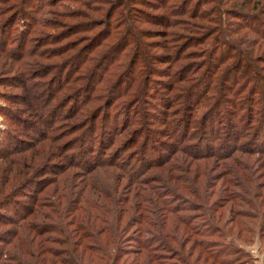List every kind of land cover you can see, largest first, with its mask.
<instances>
[{"label":"trees","instance_id":"16d2710c","mask_svg":"<svg viewBox=\"0 0 264 264\" xmlns=\"http://www.w3.org/2000/svg\"><path fill=\"white\" fill-rule=\"evenodd\" d=\"M261 44L264 0H0V225L15 231L0 243L25 245L0 264H248L239 238L264 237ZM200 165L220 169L202 189Z\"/></svg>","mask_w":264,"mask_h":264},{"label":"rangeland","instance_id":"374dc122","mask_svg":"<svg viewBox=\"0 0 264 264\" xmlns=\"http://www.w3.org/2000/svg\"><path fill=\"white\" fill-rule=\"evenodd\" d=\"M142 28H149V29H155V27H147V26H142ZM242 33H245V35H248L250 38H252V34L250 33V32H248V31H241ZM242 33H240V38H241V40H242V38H243V34ZM58 38V37H57ZM53 39H55V36H54V38ZM157 44V43H156ZM252 44V46L254 47V44L253 43H251ZM51 47H49L48 49H50ZM85 48V47H84ZM52 49V48H51ZM70 49V46L69 45H62V47L60 48V49H58V50H56V51H58L59 53H62V52H67L68 50ZM260 49H261V51H263L264 50V45L263 44H261V46H260ZM154 52H160V51H154ZM253 53H254V51H253ZM256 54H258V53H256ZM258 60V65L259 66H261L263 69H264V56H259V59H257ZM0 70H1V67H0ZM5 75H1L0 74V78H5L4 77ZM159 80H162V79H159ZM162 81H157V83H161ZM0 90L1 91H5V92H7V90L5 89V88H0ZM203 113H204V109H200V110H198V113H197V115H195L196 116V118H201L202 116H203ZM156 115L157 116H161L160 115V113L159 112H156ZM5 128V124H4V122H2V119H1V117H0V130H3ZM69 140H71V138H69ZM68 140V141H69ZM67 141V139H66V137H63L62 139H61V141H60V144H63L64 142H66ZM82 160V159H81ZM80 159H72V162L71 161H69V162H67L66 164H64L63 166H62V168H65V169H67V170H70V173L68 172L67 174H71L72 175V177H70V178H73L74 177V180L80 175V176H83V175H81L79 172H80V170L78 169V171H77V168H75V167H70V165H71V163H79L80 161H81ZM83 160H85V159H83ZM49 164H56L57 166L60 164V160H57V161H55V162H49ZM79 168V167H78ZM200 169V170H199ZM199 169H198V171L199 172H201L200 174L202 175L201 177H200V181H199V185H200V188L202 189L203 188V186H204V182L206 181V172L207 171H211V175H213V174H218L219 172H220V169H216V168H214V169H211V166L210 165H206V166H204V165H200V167H199ZM53 176V174H51V176H50V178ZM53 178V177H52ZM69 178V179H70ZM69 179H67V182H70L71 183V180H69ZM73 181V180H72ZM214 183V180L210 183V185L211 184H213ZM69 185V184H68ZM71 185L73 186V190H75V185H74V183H71ZM178 185V184H177ZM52 188H54V186H52V185H50L49 187H47V189H52ZM218 188H219V186L217 185V188H216V186L213 188V190H215L216 191V193H215V195L217 194V190H218ZM209 189V188H208ZM210 191V190H209ZM208 191V192H209ZM36 193H34L33 195H32V197L29 199V198H23V199H21V198H18V199H16V200H20V201H22V202H27V205H28V207L29 208H32V207H34L35 205H38L39 203H38V201H40V197H44L43 195H38V198H36V195H35ZM123 198V197H122ZM131 196H130V199L128 200V201H131ZM215 200V197H213V199H211V201H208V204H212L211 202L212 201H214ZM262 201V200H261ZM261 201H259V205L260 206H258V203H255L256 204V206H258V210H260V212H261V210H264V202L262 201V203H261ZM220 206L222 207L219 211H218V213L220 212V213H222V219L223 218H227L228 216H232L233 217V219H234V216H233V213H236V209L238 208V207H235V206H233L230 202H226V201H224V200H221L220 201ZM14 205H12V207H13ZM39 206V205H38ZM5 209H0V215H4V214H6V207H4ZM44 209V208H43ZM12 209H10L9 208V211H11ZM40 210H42V209H40ZM45 210V209H44ZM22 212V211H21ZM47 212V211H46ZM233 212V213H232ZM130 213V212H129ZM128 213V214H129ZM127 214V215H128ZM130 216L131 217H133V213L131 214L130 213ZM235 217H237V216H235ZM224 220V222H225V219H223ZM237 220L239 221V222H241V221H243V219L242 218H238L237 217ZM237 221V222H238ZM244 222V221H243ZM257 222V224H259V223H263L264 224V219L262 218V221L261 220H259V221H256ZM221 226H225V224H221ZM239 226H238V224L237 223H233V225L232 226H227V229H226V231H228L230 234H232V235H234L235 236V234H236V232H235V228H238ZM134 231V228H130V236L131 235H135V234H133L132 232ZM15 231H14V227L12 226H9V225H0V241L1 240H5V241H8V239H10V237H11V235L14 233ZM129 233V232H128ZM11 234V235H10ZM31 234V233H30ZM243 236L241 237V238H239V241H240V243H242V245H244V246H240V247H242L243 248V251L245 252V253H247L248 254V256H249V261H248V264H264V237L263 238H259V236H256L257 235V233H256V235H254V236H248V235H246V234H242ZM25 236V235H24ZM27 236H29V235H27ZM32 236V238H34L33 240H32V238L30 237V239L28 240L29 242L30 241H32V243H35V247H34V250H35V252L34 253H37L38 252V249H39V247H38V242H39V240L40 239H38V237L39 236H34V235H31ZM21 237L22 236H19V237H17V238H15L12 242V244L10 245V246H7L5 243H3V244H1L0 243V246H2L3 248H5V249H7V250H10V251H12V252H14L15 254H24L23 252H24V249H25V245H24V242H23V240H21ZM248 238L251 240V244H248V243H246V242H248ZM130 239V238H129ZM128 239V240H129ZM248 244V245H247ZM245 245H247V246H245ZM197 252H198V250H197ZM197 252L194 254V255H196L197 254ZM87 256H88V254H86ZM86 255L84 256V258L86 257ZM38 256L42 259V255H41V253L40 254H38ZM38 256L37 257H33L32 259H30V260H32L33 262H35V263H39V261H38ZM28 258V257H27ZM29 259V258H28ZM132 259H134V255H131V257H129V259H125L124 260V263L125 264H134V262H136L137 260L136 259H134V260H132ZM89 260V259H88ZM88 260L85 258V259H82L81 258V260L79 261L81 264H88ZM124 263H119V264H124Z\"/></svg>","mask_w":264,"mask_h":264}]
</instances>
